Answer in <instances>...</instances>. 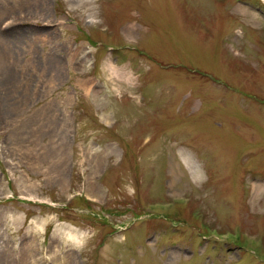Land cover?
<instances>
[{
  "label": "rangeland",
  "instance_id": "rangeland-1",
  "mask_svg": "<svg viewBox=\"0 0 264 264\" xmlns=\"http://www.w3.org/2000/svg\"><path fill=\"white\" fill-rule=\"evenodd\" d=\"M0 264H264V0H0Z\"/></svg>",
  "mask_w": 264,
  "mask_h": 264
},
{
  "label": "bare ground",
  "instance_id": "bare-ground-1",
  "mask_svg": "<svg viewBox=\"0 0 264 264\" xmlns=\"http://www.w3.org/2000/svg\"><path fill=\"white\" fill-rule=\"evenodd\" d=\"M12 27V26H11ZM10 27V28H11ZM44 27V26H42ZM9 28V29H10ZM49 29H51L52 27H48ZM39 29V28H38ZM47 29V28H44V30ZM109 66L111 67V70H112V74H114L117 78H120L122 80H130L131 79V74L130 72L128 71H124V70H121L119 69L114 63L110 62ZM58 70V68H57ZM89 88L91 87L90 84L87 85Z\"/></svg>",
  "mask_w": 264,
  "mask_h": 264
}]
</instances>
